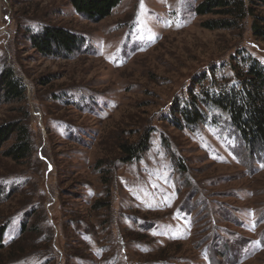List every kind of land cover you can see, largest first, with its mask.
Here are the masks:
<instances>
[{
  "label": "rangeland",
  "instance_id": "obj_1",
  "mask_svg": "<svg viewBox=\"0 0 264 264\" xmlns=\"http://www.w3.org/2000/svg\"><path fill=\"white\" fill-rule=\"evenodd\" d=\"M201 1L122 0L90 19L70 0H0V67L26 88L0 97V124L32 135L21 161L4 156L14 138L0 148V264H264L263 147L220 109L195 125L181 113L199 73L195 90L235 83L240 50L264 62V41L252 16L207 29L222 15ZM47 25L79 35L77 50L42 55L30 37Z\"/></svg>",
  "mask_w": 264,
  "mask_h": 264
},
{
  "label": "trees",
  "instance_id": "obj_2",
  "mask_svg": "<svg viewBox=\"0 0 264 264\" xmlns=\"http://www.w3.org/2000/svg\"><path fill=\"white\" fill-rule=\"evenodd\" d=\"M122 0H70L75 10L90 19H103L113 12ZM264 5V0H202L197 4L199 15L218 13V19H209L203 25L210 30L233 29L242 24L241 21L252 16L251 31L253 35L264 41V15L256 13L254 5ZM30 40L44 56H59L63 53L72 54L77 50L81 38L68 29L47 25L38 33H33ZM240 50L243 64H233L235 83L220 84V90L203 86L195 90L196 85L208 78L205 73H199L194 79V85L188 90V98L184 109V121L195 125L205 118L202 107H215L226 113L230 123L235 127L240 138L257 151L261 145L264 151V62L252 53ZM233 55V63L237 61ZM26 92L22 78L18 77L11 65L0 67V94L6 101L23 98ZM29 126L14 120L0 124V148L9 139L15 141L4 150V156L13 161H21L32 151ZM148 138L122 145L124 160L129 161L147 148ZM179 164L183 166L182 161ZM10 223V222H9ZM8 222L0 219V251L4 249V237L9 227ZM9 248L13 249L14 245ZM12 251V250H11Z\"/></svg>",
  "mask_w": 264,
  "mask_h": 264
}]
</instances>
